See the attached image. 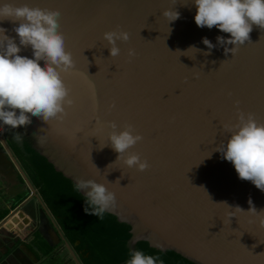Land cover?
I'll return each instance as SVG.
<instances>
[{
    "label": "water",
    "instance_id": "95a60500",
    "mask_svg": "<svg viewBox=\"0 0 264 264\" xmlns=\"http://www.w3.org/2000/svg\"><path fill=\"white\" fill-rule=\"evenodd\" d=\"M4 3L61 13L59 31L76 65L63 74L74 105L63 121L46 124L31 117L30 125L10 129L112 264H126L136 250L159 255L163 264H264L261 215L248 212L252 206L264 211V192L240 180L215 150L230 139L223 125L237 122V102L264 123V30L254 25L251 42L235 56L220 46L205 56L202 38L217 44V36L230 35L198 27L193 0H0ZM169 9L180 18L168 22L163 12ZM17 26L0 22L19 44ZM117 30L130 39L117 41L120 55L112 58L103 37ZM129 49L136 53L131 59ZM20 54L33 58L30 47ZM111 122L118 132L131 124L143 137L126 155H140L148 170L116 162L110 144L100 148L109 143ZM0 127L3 133L9 128ZM0 143L34 191L1 133ZM78 179L104 183L115 193V207L102 219L85 212L86 197L75 189ZM237 206L243 211L236 212Z\"/></svg>",
    "mask_w": 264,
    "mask_h": 264
},
{
    "label": "clouds",
    "instance_id": "9594fccd",
    "mask_svg": "<svg viewBox=\"0 0 264 264\" xmlns=\"http://www.w3.org/2000/svg\"><path fill=\"white\" fill-rule=\"evenodd\" d=\"M193 2L197 9L194 19L198 27L210 30L216 28L230 35L228 39L217 36V44H213L207 37L202 38V43L208 49L203 53L205 56L211 55V50L217 46L223 47L226 55L230 52L235 56L242 46L251 42L250 33L254 25L264 30V0ZM60 16L58 10L32 8L28 5L16 7L10 3L0 5V22L18 23L13 31L19 38L17 44L15 38L7 36L6 30L0 28V33H3L0 37V125L17 129L30 125L31 117L46 124L50 121H63L68 115L67 109L74 105L71 89L65 83L63 74L73 72L76 65L72 53L66 49L64 35L59 31ZM163 16L168 22H174L180 18V13L169 9L163 12ZM103 38L110 45L108 49L112 58L120 55L117 41L127 42L130 39L129 34L121 30L106 32ZM29 47L33 58L20 54L22 48ZM135 55V50L129 49V58ZM111 107L114 108L115 104ZM109 127L112 129L109 143L100 148L110 144L112 150L118 153L116 162L123 160L128 168L140 172L148 170V161L142 160L140 155H126L143 140L141 135L134 134L135 128L127 124L125 130L118 132L115 122H111ZM223 128L230 133V139L215 150L234 166L240 180L250 181L264 192V123L259 122L253 113L240 110L237 102V122L223 125ZM43 130L40 129V132ZM36 136L38 142H44V136ZM75 189L83 192L86 197L84 210L89 215L102 219L106 212L115 207L116 195L104 183L93 179H78ZM249 204L252 205L251 199ZM235 211L243 210L237 206ZM248 212L261 215L260 224L264 227V211L258 213L252 206ZM126 264H163V261L159 255L136 250L130 254Z\"/></svg>",
    "mask_w": 264,
    "mask_h": 264
},
{
    "label": "crops",
    "instance_id": "0c3cea01",
    "mask_svg": "<svg viewBox=\"0 0 264 264\" xmlns=\"http://www.w3.org/2000/svg\"><path fill=\"white\" fill-rule=\"evenodd\" d=\"M32 186L34 191L0 143V264H68L64 258L53 259L62 252L71 256L67 244L82 264Z\"/></svg>",
    "mask_w": 264,
    "mask_h": 264
},
{
    "label": "trees",
    "instance_id": "16d2710c",
    "mask_svg": "<svg viewBox=\"0 0 264 264\" xmlns=\"http://www.w3.org/2000/svg\"><path fill=\"white\" fill-rule=\"evenodd\" d=\"M7 144L55 218L82 264H112L70 204L44 179L21 142L7 133Z\"/></svg>",
    "mask_w": 264,
    "mask_h": 264
},
{
    "label": "rangeland",
    "instance_id": "374dc122",
    "mask_svg": "<svg viewBox=\"0 0 264 264\" xmlns=\"http://www.w3.org/2000/svg\"><path fill=\"white\" fill-rule=\"evenodd\" d=\"M0 133L2 134V137L5 140L4 133L2 131V127H0ZM61 258H64L65 261L67 260L68 264L73 263L71 256H69V254L67 255L66 253L62 252V253H58V254L53 255L54 261L60 260Z\"/></svg>",
    "mask_w": 264,
    "mask_h": 264
},
{
    "label": "flooded vegetation",
    "instance_id": "af4514ba",
    "mask_svg": "<svg viewBox=\"0 0 264 264\" xmlns=\"http://www.w3.org/2000/svg\"><path fill=\"white\" fill-rule=\"evenodd\" d=\"M7 133H9L14 139H16V134L10 129V128H8L5 132H4V137H5V142H6V144H7ZM16 140H18V139H16Z\"/></svg>",
    "mask_w": 264,
    "mask_h": 264
}]
</instances>
